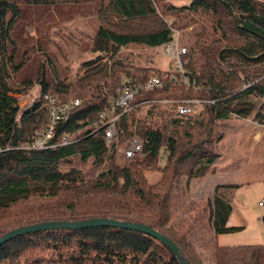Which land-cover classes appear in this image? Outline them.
<instances>
[{"label": "trees", "instance_id": "obj_1", "mask_svg": "<svg viewBox=\"0 0 264 264\" xmlns=\"http://www.w3.org/2000/svg\"><path fill=\"white\" fill-rule=\"evenodd\" d=\"M181 1L184 4L178 6L170 0H0V237L34 224L101 218L148 225L172 241L188 264H201L194 243L209 251L213 264H264V244H217L219 234L240 229L228 226L231 205L226 192L235 193L237 185H216L212 201L206 199L201 206L183 202L189 179L204 177L217 158L213 143L222 139L214 132L217 122L232 116L264 126V2ZM94 3L100 23L91 52L97 55L80 63L72 81L65 75L49 78V56L36 61L35 74L19 84H37L39 95L21 110L11 83L29 60L14 59L17 46L10 37L20 6ZM172 30L185 48L183 67L199 87H180L164 77L161 88L140 91L135 107L119 117L116 136L106 145L99 115L110 96L125 79L144 84L153 71L118 58L122 47L159 49L171 40ZM31 49L24 47L22 58ZM44 95L80 102L53 133L54 141L66 134L71 141L49 150H20L48 125ZM181 99L203 103L192 116L178 115L172 103L167 111L158 109L161 100ZM135 136L142 139L144 156L118 164L120 149ZM88 160L95 167L104 163L106 170L93 176L75 166ZM155 171L159 177L151 183L146 173ZM198 223L210 227L214 241L196 239ZM0 264L179 263L151 236L98 227L11 239L0 245Z\"/></svg>", "mask_w": 264, "mask_h": 264}, {"label": "rangeland", "instance_id": "obj_2", "mask_svg": "<svg viewBox=\"0 0 264 264\" xmlns=\"http://www.w3.org/2000/svg\"><path fill=\"white\" fill-rule=\"evenodd\" d=\"M170 1L178 6L184 4L181 0ZM259 1L264 2V0ZM97 7V3L92 4L91 7L67 4L20 6L21 14L10 30V37L17 46L14 59L16 61L23 59L24 62L29 60L25 69L17 74L11 83L16 86L19 93L18 106L21 110L32 105L36 96L39 95V87L36 84L30 88H23V84L19 83L30 74H35L37 63L41 59L49 56V78L61 79L65 75L68 81H72L75 79L80 63L96 56L91 51L95 31L100 23L95 13ZM24 47L33 48L29 50L26 59L22 58L21 53ZM119 54L118 58H123L135 66L153 67L150 76L159 74L157 76L163 77L166 72L173 71L175 66L174 60L164 57L161 47L150 50L143 46H127L122 47ZM169 108V103L159 104L158 107L160 111H167ZM143 114L140 113V115ZM260 130L262 137L258 135ZM214 132L222 136L221 140H215L213 143L217 158L212 169L204 177L189 179L188 192L183 202H193L201 206L206 199L212 201L215 184L240 185L235 189V193L226 192L231 205L228 226L240 227V229L219 234L216 238L217 244L227 247L263 245L264 201L262 206L257 203L264 200V156L257 144L264 142V126L251 118L237 119L230 116L226 121L217 122ZM124 147L120 149V155L117 158L120 165L125 162L122 158ZM74 162L75 159H73ZM159 164L161 166L165 164L163 157L160 158ZM77 165L79 164H75L77 169L93 173V176L106 170L104 163L101 167H95L91 160L82 166ZM67 170L68 166L62 167L63 172ZM146 176L151 183H155L159 173L156 171L146 173ZM181 184H184V180ZM180 214L178 211L176 216L179 217ZM195 227L196 239L202 241L211 237L214 241L210 227L208 228L206 223H198ZM193 247L201 264H213L209 251L201 249L195 243Z\"/></svg>", "mask_w": 264, "mask_h": 264}, {"label": "built area", "instance_id": "obj_3", "mask_svg": "<svg viewBox=\"0 0 264 264\" xmlns=\"http://www.w3.org/2000/svg\"><path fill=\"white\" fill-rule=\"evenodd\" d=\"M172 32L171 40L160 47L165 58L167 57L175 61L173 71L166 73L163 77L152 75V77L144 84L137 83V85H135L130 82V80L125 79L121 87L115 90V94L110 96L106 108L100 113L99 121L106 145H109L110 141L116 136L119 117L124 113L133 110L135 107L133 106V101L140 91L161 88L165 83L162 79L164 77L180 87L184 86L193 90H196V88L199 87L196 80L192 79L183 67L181 56L185 54V48L179 45V33L174 30H172ZM43 102L48 114V125L45 129L37 130L31 137L30 141L19 147L20 150H49L58 146H66L71 141L67 134L61 136L58 141H54L53 133L55 131V126L58 123L65 122L70 112L77 108L80 102L73 99L62 101L56 95H44ZM159 103H172L174 105V110L178 115L192 116L201 108V103H203V101L200 99H181L175 102L161 100ZM0 151H2L1 148ZM143 156V142L141 138L135 136L126 141L125 147L122 151L123 160L140 159ZM263 201L264 200H261L257 204L262 206Z\"/></svg>", "mask_w": 264, "mask_h": 264}, {"label": "water", "instance_id": "obj_4", "mask_svg": "<svg viewBox=\"0 0 264 264\" xmlns=\"http://www.w3.org/2000/svg\"><path fill=\"white\" fill-rule=\"evenodd\" d=\"M98 227H108V228H120L124 230H131L139 233L146 234L159 240L168 250L173 253L175 258L177 259L179 264H188L183 257L181 256L179 250L174 245L172 241H170L166 236H163L159 232H155L152 230L148 225L142 224L138 225L135 223H124L119 222L117 220H108V219H101L98 220H83V222H47V223H40L34 224L31 226H25L23 228H17L11 230L0 237V245H3L7 242H10L11 239L25 236L29 233H37L40 231H53L55 229H63V230H83L84 228H98Z\"/></svg>", "mask_w": 264, "mask_h": 264}, {"label": "crops", "instance_id": "obj_5", "mask_svg": "<svg viewBox=\"0 0 264 264\" xmlns=\"http://www.w3.org/2000/svg\"><path fill=\"white\" fill-rule=\"evenodd\" d=\"M94 54H95V53H94ZM95 55H97V54H95ZM258 135H260V137L263 136L261 130L258 132ZM260 137H259V138H260ZM257 146L260 147L259 149H260L261 151H263V156H264V142H260V143H258ZM218 163H219V162H218ZM218 163H217V166H218ZM228 184H231V183H228ZM228 184H215L214 186H216V185H228ZM232 184L236 185L235 183H232ZM237 186L240 187V185H238V184H237ZM229 222H230V221H229Z\"/></svg>", "mask_w": 264, "mask_h": 264}]
</instances>
